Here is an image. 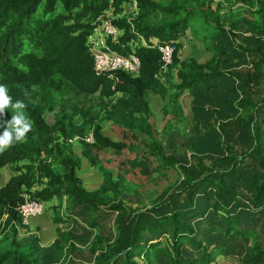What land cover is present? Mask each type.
I'll use <instances>...</instances> for the list:
<instances>
[{"label":"trees","instance_id":"16d2710c","mask_svg":"<svg viewBox=\"0 0 264 264\" xmlns=\"http://www.w3.org/2000/svg\"><path fill=\"white\" fill-rule=\"evenodd\" d=\"M130 1L0 0V84L7 87L10 103L22 102L32 125L21 141L0 152V170L6 166L12 170L9 180L0 183V264H42L37 257L38 239L22 240L18 235V207L25 203L26 192L45 204L56 199L54 212L66 204L70 209L85 208L95 217L86 219L99 232L88 247L90 258L86 260L85 251L74 243L63 245L60 239L72 234L60 231L61 238L54 243L55 261L67 253L73 258L77 252L83 264H117V258H123L124 264H212L221 254L241 260L246 253L248 257L240 264H264V228L256 215L264 211V96L255 102L241 96L238 87L245 84L256 88L264 79V40L258 37L264 30V0H234L248 6L254 18L245 15L233 21L229 29L219 14L222 3L214 9V18L198 0H136L137 16L113 20L123 33L116 40L108 39L107 44L122 56L135 54L140 60L139 73L97 71L89 36L106 11L113 9L122 15ZM205 7L211 10V3ZM195 25L201 26L194 28L195 37L208 44L213 56L202 63L194 58L182 60L177 56L179 44L175 45L172 67L177 70L176 79L168 85L161 79L162 52L153 45L155 41H178ZM247 27L252 36L240 40L241 29ZM213 39H217L215 46ZM248 52L256 53L251 80L242 71L223 69L224 62ZM183 90L193 96V116L207 132H219L215 123H204L210 113L205 107L209 103L216 106L212 113L226 121L232 119L236 125H222L229 142L233 140L231 131L250 127L247 138L251 144L243 155L237 154L234 146L216 141L226 151L219 162L221 172L200 159V171L188 173L162 145L172 119H185L178 102ZM150 91L166 101L165 117L171 116L162 129L157 127L147 98ZM48 113L53 115L50 122ZM8 114L9 108L4 109L0 120ZM107 121L120 140L103 132ZM89 134L94 138L92 143L84 140ZM75 138L80 139L81 156L102 174V184L96 190H87L78 175L80 162L68 142ZM105 152L110 153L108 159L102 157ZM240 156L253 157L257 167L233 172ZM171 169L177 177L171 175ZM131 176L158 188L157 194L148 195L149 203L140 199L144 184ZM241 183L250 184L253 206L231 213L234 209L229 206L237 199L235 192ZM35 185L43 188L33 191ZM185 193L190 207L173 205ZM127 196L136 202L135 209L126 204ZM196 203L200 209L193 206ZM150 208L168 211L143 221ZM209 209L225 233L224 241L210 246L212 249L199 239L193 225L207 219ZM135 210L138 214L127 221L128 212L131 215ZM108 212L118 213L109 229L101 222ZM62 220L56 215V221ZM103 241L107 244L102 255L97 253V246ZM186 246L193 247L189 255L184 252Z\"/></svg>","mask_w":264,"mask_h":264},{"label":"rangeland","instance_id":"374dc122","mask_svg":"<svg viewBox=\"0 0 264 264\" xmlns=\"http://www.w3.org/2000/svg\"><path fill=\"white\" fill-rule=\"evenodd\" d=\"M199 4H202V7L206 9L208 14H210L212 17L215 18L217 15L216 12H214V9H216V2H219L218 0H213V4H211V10H207L208 8L205 7L208 0H198ZM219 3H222L224 7L226 8L224 10L221 9L220 11V17H222V20H226V27L229 29L231 27V23L235 21L236 19H239L245 15H247L249 18L253 19L254 15L250 8L242 3V5L235 4L234 0H231L229 3L225 1H221ZM218 3V4H219ZM124 9L126 11L122 15H118L114 12L113 9H111L108 14L105 17L106 19H110L111 21L117 20L118 18L125 15V17H129V19H133L136 16L134 13L137 11L134 6H131L129 4L124 5ZM104 20V21H105ZM194 28L199 30L201 26L195 25L192 28H188L185 31V35H183L178 41H175L174 44H179V49H177V56L182 60H189L191 58L196 59L200 63L206 62L209 59L212 58L213 53L207 48L208 44L204 43L202 40L195 37ZM236 29V28H235ZM241 37L239 35V39L241 38L246 41V36L251 37L252 32L249 30V28H242L241 29ZM123 31L119 29V33L116 35L118 38L119 35H122ZM261 34L258 35V37H261L264 40V30L260 32ZM251 34V36H250ZM96 49H100L101 40L96 39ZM173 42V41H172ZM214 46L217 43V39H213ZM256 53L248 52L244 56H236L233 59L226 61L223 63V69H230V72H237L242 71L248 78L250 79V74L253 71V61L256 59ZM176 72L177 70L172 67V64L168 67L166 71L161 72V79L164 83L168 85H172V83L176 79ZM137 72H131V74H136ZM241 85V82L239 83ZM240 87V94L241 96L251 99L255 102L260 101L264 96V79L261 85H258L256 88H253L252 86H247L245 84ZM246 91V89L249 91L248 93H244L242 91ZM148 99L150 101V104L152 106V110L156 117V124L159 129H162V126L166 123L169 117H165V106L166 101L163 100L159 95L154 94L153 92H148ZM55 99L57 101L59 100V96L56 95ZM178 102L182 106L184 112H185V119L183 121H177L176 119H172L171 126L172 128L164 134L162 138V145L165 148V151L167 155L173 156L175 159V162L177 165L181 167L186 168V172L188 173H197L200 169L199 167V160L202 159L206 163V165L210 168L215 167L216 172H221L223 170L222 165L219 164V162H222L223 159V153L224 151L221 147H219L216 144V141L220 139L224 145H232L235 147V152L239 155H243V153L249 148L251 144V140H249L247 137L250 134V127L244 126L239 127L238 130L231 131L233 132L232 141H228L226 137V128H235L236 125H234L233 120H227L224 117L218 116V114L212 113V109H214L212 103L207 104L205 107L210 109V113L206 115V120L204 123L207 122H213L219 127V132L217 134L209 133L205 128H203V124L197 125V120L193 116L192 108H193V96L186 90H183L180 92L178 97ZM212 104V105H211ZM213 106L212 108H209ZM224 107V106H223ZM225 109V107H224ZM24 110V109H23ZM229 110V109H228ZM214 111V110H213ZM25 113V111H24ZM14 113L9 108V114L5 118L4 121L10 120L11 116ZM26 115V113H25ZM52 114H47V120L50 122L52 121ZM202 117V115L200 116ZM203 130H200V126ZM223 126H227L225 129L222 128ZM103 132L106 133L108 136H110L113 140L118 141L120 140V137L115 132V128L113 127V124L111 122H104L102 126ZM89 136V135H88ZM243 138L245 141H243ZM250 138V137H249ZM250 141V143H249ZM68 143V142H67ZM80 142L78 144H75L74 147L78 149L80 146ZM71 147V146H69ZM110 153H106L102 155L104 159H108ZM240 163H238L234 169H232L233 172H239L241 171L242 167H253L256 166V159H253V157H241ZM78 161L80 162V167L78 170V175L81 177L82 182H84L86 188L90 190H95L99 188L102 184L103 177L101 172L99 171L97 166H93L89 163V160L83 156H78ZM242 159L243 162H242ZM117 160V159H116ZM109 166V165H107ZM178 166V167H179ZM257 167V166H256ZM200 171V170H199ZM259 169H257V172ZM184 172V171H183ZM171 175L177 177V173L174 170H170ZM0 175L2 179L0 180V183L3 184L4 182H7L9 178L12 176V170L8 166L3 167L0 170ZM132 177V176H131ZM138 177V176H137ZM136 182H140L144 184L142 193L143 195L140 197L141 201H143V204L149 203L150 198L148 195H152L153 193L157 194V190L154 184L150 181L144 180V179H137L136 177H132ZM250 184H240L235 192L237 199L231 202L229 207H232L234 209L231 211V213H234L235 210H240L243 208H248L253 206V196L252 191L249 187ZM130 196L125 197L126 204L132 205V209H135L137 204L136 202H130ZM57 201L55 202V204ZM45 204V203H44ZM178 205L180 208L183 207H190V202L187 197V193L181 195L176 202H173V205ZM54 204L47 203L44 205V212L42 214L38 215L44 223H47L46 229L44 226L46 224H42V221H39L38 223L35 221H31L33 217L32 216L28 223H21L18 224V235L19 238L22 240H27L31 237H36L38 239L39 243V250L37 252V257L41 258L42 264H69V261L71 259L72 264H83V259L80 254L77 252L73 253V258H70L68 253L65 256L64 259H59L58 261H55V257H57L56 249L54 248V243L57 239H60L61 236L59 235L60 231H64L66 234L71 233L72 235L69 237H65L61 240V243L63 245H70L71 243H74L78 247H80L85 253H83V257L88 260L90 258V252L88 250V247L92 240L95 238L97 234H99L98 231L95 229H92L89 226V223L86 222V219H93L95 218L88 210L85 208H76L72 207L66 208V204H64V207L60 211L54 212ZM195 208H201V205L199 203L194 204ZM263 207V206H261ZM146 210V209H144ZM167 212L168 208H161L158 210V208H150L147 209L145 212H149L147 216H145L142 220L147 221L152 218L160 216L162 212ZM69 214V215H68ZM117 212H108L105 215V218L101 222L102 224H107L106 227L109 229V227L113 226L115 223V219L117 217ZM130 212H128L126 218L128 221V218H131L133 214H138L135 210L129 215ZM56 215L60 217L62 222L56 221ZM97 215V214H96ZM129 215V216H128ZM257 217H260V226L261 228H264V211L260 212L259 214L256 213ZM194 221H192L193 223ZM195 228L199 232V239L205 244L206 247L209 249L211 247H216L219 243H222L225 239V233L222 228V226L219 224L217 219L214 215H211V209H209V215L207 219L200 220L199 222L193 223ZM45 233V234H44ZM105 235H108L106 233ZM104 240L106 241V237ZM109 237V236H108ZM103 241L101 245L97 246V253H104L103 249L106 248L107 242ZM112 243V241L110 242ZM3 245V243H0V247ZM111 245V244H108ZM185 245V244H184ZM99 249V251H98ZM101 250V251H100ZM190 250H193V247L186 246V251L184 252L189 255ZM96 253V254H97ZM199 253V252H198ZM103 255V254H102ZM245 255V256H244ZM220 257H216V259L212 262V264H217V259H220L222 257H225L219 255ZM242 259L240 260L238 258L237 264L242 262L244 259H246L248 256L246 253L242 254ZM81 259V260H80ZM117 264H124L123 258H117Z\"/></svg>","mask_w":264,"mask_h":264},{"label":"built area","instance_id":"2783aa9c","mask_svg":"<svg viewBox=\"0 0 264 264\" xmlns=\"http://www.w3.org/2000/svg\"><path fill=\"white\" fill-rule=\"evenodd\" d=\"M113 1V0H111ZM131 6L136 8V12L134 13L137 16L138 13V5L136 0H131L127 3ZM111 10V9H110ZM106 11L103 14L101 22L95 26L92 34L89 36L88 45L90 46L91 51L94 53L95 56V65L97 71H111V70H125L128 73L137 72L139 73L140 70V60L138 57L131 53L128 57L122 56L116 53L113 50H110L107 40L113 39L116 40V35L119 33V28L110 20L106 19V15L110 11ZM126 9H124V12ZM105 20V21H104ZM96 39L101 40L100 49H96ZM176 44L174 42H159L155 41L154 47H158V49L162 52V63H161V72L164 70L166 71L168 67L172 64V57L174 51L176 49ZM79 138H75L76 140ZM73 140H69L71 142ZM84 140L86 142L92 143L94 138L92 134L89 136H85ZM25 203L18 207V211L21 214V221L23 223H28L29 219L32 216H38L44 212V202L40 201L39 199H35L31 196L30 192H26L24 194ZM21 223V222H19Z\"/></svg>","mask_w":264,"mask_h":264},{"label":"clouds","instance_id":"9594fccd","mask_svg":"<svg viewBox=\"0 0 264 264\" xmlns=\"http://www.w3.org/2000/svg\"><path fill=\"white\" fill-rule=\"evenodd\" d=\"M7 87L0 84V116L4 109L10 108L14 113L10 120H0V152L9 148L13 143L21 141L31 129V122L24 113V105L20 101L10 103L11 97L7 94Z\"/></svg>","mask_w":264,"mask_h":264},{"label":"crops","instance_id":"0c3cea01","mask_svg":"<svg viewBox=\"0 0 264 264\" xmlns=\"http://www.w3.org/2000/svg\"><path fill=\"white\" fill-rule=\"evenodd\" d=\"M219 2H221L222 0H218ZM223 1H225V2H227V3H229L231 0H223ZM207 2H210L211 4H213V0H208ZM219 2H216L215 4H218ZM235 4H237V5H242V3L240 2V1H236L235 2ZM217 6V5H216ZM226 8V6L222 9V10H224ZM80 142V139H76V140H73V141H71L70 142V144H71V146H72V148H73V150L77 153V156H80L81 155V145L78 147V149H76L75 147H74V145L75 144H78ZM9 168H11L10 166H8ZM2 179V177H1V175H0V180ZM4 183H6V182H4ZM3 183V184H4ZM83 185H84V187L86 188V186H85V184H84V182H83ZM43 188V186H40V185H35L33 188H32V190L33 191H36V190H41ZM87 190H89V191H93V190H90V189H88V188H86ZM96 190V189H95ZM57 200L56 199H53V200H51L50 202H49V204L50 203H52V204H54V205H56V204H58V203H56L55 204V202H56ZM31 221H35V222H39V221H42V224H46V226H44V228L46 229V227H48L47 226V223H44L43 222V220L39 217V216H36V217H33L32 219H31ZM45 234V233H44ZM223 256V255H222ZM220 257V256H219ZM218 261H217V264H237V261H238V259H237V257H235V256H226V257H222V258H220V259H217ZM239 262V261H238ZM215 264V263H214ZM240 264V263H239Z\"/></svg>","mask_w":264,"mask_h":264}]
</instances>
